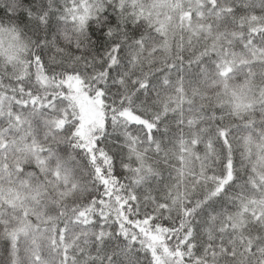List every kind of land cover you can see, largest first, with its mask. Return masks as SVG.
Masks as SVG:
<instances>
[{
  "label": "snow or ice",
  "instance_id": "1",
  "mask_svg": "<svg viewBox=\"0 0 264 264\" xmlns=\"http://www.w3.org/2000/svg\"><path fill=\"white\" fill-rule=\"evenodd\" d=\"M0 66V264H264V0H10Z\"/></svg>",
  "mask_w": 264,
  "mask_h": 264
},
{
  "label": "clouds",
  "instance_id": "2",
  "mask_svg": "<svg viewBox=\"0 0 264 264\" xmlns=\"http://www.w3.org/2000/svg\"><path fill=\"white\" fill-rule=\"evenodd\" d=\"M10 2V0H0V8H3L5 3ZM15 2L17 4L21 3V0H15ZM37 4H42V3H48V0H36ZM29 5L25 4L23 5V7L27 8ZM62 41H63V48H64V52L63 55L64 56H68V57H75V56H85V53L88 51H91L93 53V55H95V48L93 47V45H96L97 47L99 46L98 42H102L103 41V36L102 34L97 31V33L95 35H92L90 38V42L89 41H85L83 43L80 44L79 47V51L76 50V37H72L69 40H64L63 36L61 37ZM53 54L55 55V51L53 52ZM85 59L87 60H91V57H85ZM76 67L79 68H84L85 63L84 60H81V62L78 65H75ZM4 71V68L2 66H0V73H2Z\"/></svg>",
  "mask_w": 264,
  "mask_h": 264
}]
</instances>
